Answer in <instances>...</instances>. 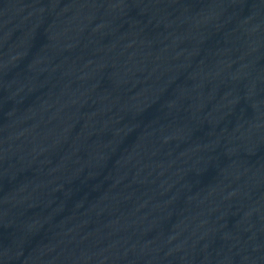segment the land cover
I'll use <instances>...</instances> for the list:
<instances>
[{
    "label": "water",
    "instance_id": "1",
    "mask_svg": "<svg viewBox=\"0 0 264 264\" xmlns=\"http://www.w3.org/2000/svg\"><path fill=\"white\" fill-rule=\"evenodd\" d=\"M0 264H264V0H0Z\"/></svg>",
    "mask_w": 264,
    "mask_h": 264
}]
</instances>
